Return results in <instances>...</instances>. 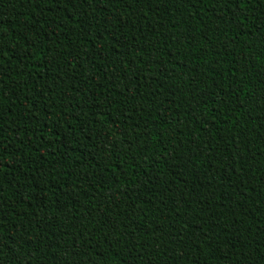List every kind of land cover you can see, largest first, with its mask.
Returning <instances> with one entry per match:
<instances>
[{
  "label": "trees",
  "instance_id": "1",
  "mask_svg": "<svg viewBox=\"0 0 264 264\" xmlns=\"http://www.w3.org/2000/svg\"><path fill=\"white\" fill-rule=\"evenodd\" d=\"M0 264H264V0H0Z\"/></svg>",
  "mask_w": 264,
  "mask_h": 264
}]
</instances>
